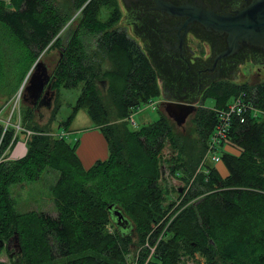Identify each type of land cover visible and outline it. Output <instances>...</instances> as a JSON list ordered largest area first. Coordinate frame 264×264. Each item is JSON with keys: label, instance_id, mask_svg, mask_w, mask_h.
I'll list each match as a JSON object with an SVG mask.
<instances>
[{"label": "trees", "instance_id": "1", "mask_svg": "<svg viewBox=\"0 0 264 264\" xmlns=\"http://www.w3.org/2000/svg\"><path fill=\"white\" fill-rule=\"evenodd\" d=\"M104 4L105 0H91L77 33L67 43L58 44L52 39L61 29L60 20L49 12L44 0H11L10 7L0 2V30L19 43L27 59H35L51 42L49 47L60 46L50 88L77 89L67 124L76 110H84L107 146L106 159L84 170L75 154L77 140L72 146L66 143L57 133L62 128L56 130L58 137L49 139L41 129L32 128L24 115L22 128L33 132L25 143V155L14 162H0V251L15 237L19 252L14 250V254L19 255L8 264H123L131 247L142 245L150 226L167 220L164 193L157 184L155 157L160 148L167 144L177 155L164 161L163 172L169 175L170 171L186 182L216 124L214 110L223 109L242 93L245 102L260 114H245L243 123L230 120L220 149L226 175L221 177L213 166L206 165L205 174L194 176L183 197L190 206L169 222L147 264H179V252L193 249L206 264H264V82L209 86L202 101L211 98L214 107L202 104L195 111L192 141L176 135L161 116L130 129L126 118L140 105L158 98V90L147 60L123 31L97 29L99 38L90 42L94 48L82 37L95 33L93 11ZM104 58L109 68L102 70ZM20 80L12 79L10 87ZM97 80H105L108 90L100 94ZM115 117L122 120L115 123ZM10 129L0 138V155L11 146ZM225 146L238 154L224 152ZM41 167L57 173L50 191L55 215L33 211L16 215L7 186L16 181H36ZM164 182L167 186L166 178ZM109 206L121 211L130 223L129 231L119 233L108 213ZM108 226L115 232L109 233ZM156 234L158 231L146 239L150 246Z\"/></svg>", "mask_w": 264, "mask_h": 264}, {"label": "rangeland", "instance_id": "2", "mask_svg": "<svg viewBox=\"0 0 264 264\" xmlns=\"http://www.w3.org/2000/svg\"><path fill=\"white\" fill-rule=\"evenodd\" d=\"M44 1L50 9L49 12H51L53 16L57 17L60 20L61 29L57 33L55 39L52 40L53 42L57 39L58 44H60L61 41H65V39L75 28L76 19L81 15V13H79L80 7L88 0ZM110 13H112V9L109 3L104 4L102 7L94 9L92 17L95 20L94 25L97 28L94 29L95 33H92L91 37L86 38L89 41H87L89 44L88 46H90L91 48H94V45H91L90 42H95L99 38V34H97V32L100 31H97V29L111 30L113 28V24L109 25V23L112 21V19L109 18ZM158 29L160 31L165 30L161 26H159ZM127 35L128 39L132 38L133 40V36L131 35V33H128ZM165 35L166 33L162 34L163 37ZM143 42L144 41L141 42L142 44L138 43V48L141 53L145 52L144 54H146L148 60L150 59L149 62H147L151 67L155 77V83L158 90V98L153 99V101H157V108H146L148 104H145L144 106L140 105L137 111L133 113V120L135 122V125L138 126L140 124H150L158 119L159 116H161L168 121V124L176 135H182V137L184 136L185 138L187 137V141L188 139H194L195 134L192 131H194L195 128L193 124L195 112L193 114H190L185 119L182 128H179L176 127L174 123L166 117L164 111L158 107V103L167 101L165 99L161 84L162 77L164 76L159 74L158 70H156V68L153 66L152 60H156V57H153L151 56V54H149L150 51L148 50L147 45H144ZM202 42L203 41L198 40V42H191L192 45L189 43L192 48L196 47L198 51V55L196 56L197 63L194 64L197 65V68H200L205 63L206 59L207 61H209L211 58H213V53L218 51V49L222 47V45H217L215 43L214 47L216 46V48L213 47L214 52H212L211 46H208L206 43ZM49 45L46 46L45 50L43 49L44 51L42 50L43 52L41 51V54L38 53L35 59L30 60L25 57V53L20 47L19 43L12 36L6 35L0 30V129L2 130L0 138H3L8 128H11L9 131L11 146H9L5 151L1 153L0 162H14L21 159L25 155V143L27 142V138L29 139V137L33 135V132L22 128L21 123L24 115H27L29 117V125L32 128L41 129L43 131V135L48 137L49 139L58 137V135L56 134V130L62 128V131H59L57 133L62 134L66 143L71 146L75 144V141L80 137V134L82 133L81 131L85 128H88V126H91V123L85 115L84 110L81 109L76 110L73 119L67 124V118L70 115L71 110L73 109H70V107L74 106L78 94L77 89L53 90L50 88V90L53 92L50 107L45 108L42 106L37 112L28 104V102L22 101V88L29 78V74L31 73V66L33 65L35 60L44 62L47 67L48 75L52 77L53 80L54 68L61 54V49L59 45H56L55 47H49ZM262 56L264 57V55ZM242 59L238 61V65L232 66L231 70L229 68V70L232 71L230 74H227L223 78H219L214 83H211L209 85L214 86L220 83H232L237 85L245 84L252 86L257 83L264 82V67L262 68V66H260L259 64L263 61L256 62L257 60H255L260 59V55H256V57L253 58L252 61L246 59L245 62H243L244 60L242 61ZM108 68L109 63L107 61V58H104L103 63L101 64V69L105 70ZM15 77L21 78V80L18 84L10 87V82ZM96 84L101 90L100 94L108 90V83L105 80H97ZM56 91H58L57 95ZM203 94V92H200L199 96ZM106 100H108L107 97ZM196 101L192 103H194V107L197 110L202 104H198L196 103ZM203 106L212 109L214 107V102L211 98H207L203 101ZM112 110L114 112H112ZM111 114H116L115 108L111 109ZM121 120L122 119H118L117 117H115V121L113 122L118 123ZM109 123L112 122L110 121ZM128 126L130 127V129L134 128L133 126ZM52 145H54V143ZM161 151L162 147L155 157L159 170V178L157 179V184H159L161 191L165 195H163L162 204L166 210L164 218H166L167 220L164 222L161 220L160 225H158L156 222V224H152L150 226L151 229L149 233H147L144 237L142 245L138 244L136 247H131L130 252L125 255L123 264H147L151 255L153 254V251L155 252V247L162 237V233L167 230V225L169 224V222H171L172 219L176 217L183 209L190 206L191 202H183V197L187 194V191L189 189V186L187 184L189 179L186 182L179 181L176 176H174V174L170 173L169 171V175L167 177H172L175 183H170L167 186L164 184V178L166 177L163 174L164 164L162 163H164L165 160L173 159L174 156V159L177 158L176 152L174 154L171 153L169 158L162 160ZM213 167L217 170L221 177L225 176L226 170L221 162L214 164ZM196 170L197 169L195 168L193 175L190 177L191 183L194 176L196 174H199V172H196ZM56 178V172H53L48 167H41L40 174L36 181H16L8 185V198L11 202L13 212L16 215H21L33 211L36 213H43L54 216L55 211L53 208L50 191L54 182L56 181ZM172 185L174 186V188L172 187ZM157 225L159 227L161 226L160 230L156 229ZM107 231L109 233L115 232L113 226H108ZM156 231H158V235L156 234L157 237L155 238L154 245L150 246L146 239L148 237H151ZM133 242L135 244L136 239H134ZM5 244L6 243L3 244L2 250L0 251V262L8 264V261L11 260L12 257L19 254H14L15 249L13 248V246L15 245V241L10 240L9 249L7 250L5 249ZM183 249L184 247H182V250ZM193 250L194 251L192 252H189L187 250H184L181 253L179 252V264H206L204 258L198 252H196L195 249ZM12 251L13 253L10 255L9 253ZM215 260L218 262L217 259Z\"/></svg>", "mask_w": 264, "mask_h": 264}, {"label": "flooded vegetation", "instance_id": "3", "mask_svg": "<svg viewBox=\"0 0 264 264\" xmlns=\"http://www.w3.org/2000/svg\"><path fill=\"white\" fill-rule=\"evenodd\" d=\"M90 1H86L80 7L81 15L76 19V26L64 43L77 33L83 21V11ZM105 2L109 3L112 9V17L109 18L113 19V29L123 31L127 37V34L131 33L133 40L130 39L137 46L144 41V45H147L150 51L149 54L156 57V60H152L153 66L164 76L161 84L165 99L168 101L191 103L197 100L196 103L203 104V95L199 96L200 92L204 93L209 84L230 74L231 67L238 65L240 59L243 58V62L246 59L252 61L256 55H260V59H255L256 62H264L263 52L246 46L231 56L223 57L226 45L222 35L212 30L207 31L196 22L185 23V17L173 14L176 13V9L187 5L201 6L204 10H211L217 14H230L240 9L246 0H105ZM159 26L165 30L160 31ZM163 33H166L164 37ZM89 34L82 37H91ZM54 39L55 37L52 40ZM198 40L211 46L212 52L216 48L215 43L222 45L213 53V58L209 61L206 59L200 68L194 65L197 63L198 51L196 47L190 46L191 42ZM144 56L149 62L146 54ZM263 62L259 63L262 68Z\"/></svg>", "mask_w": 264, "mask_h": 264}, {"label": "water", "instance_id": "4", "mask_svg": "<svg viewBox=\"0 0 264 264\" xmlns=\"http://www.w3.org/2000/svg\"><path fill=\"white\" fill-rule=\"evenodd\" d=\"M175 12L173 13L175 16L186 18L185 23L196 22L205 30H212L222 35L226 45V50L222 53L223 57L237 53L244 46L264 52V0H246L240 9L230 14H217L211 10H204L201 6L188 5L176 9ZM51 82L52 77L48 75L44 62L35 60L31 66L29 78L22 88V101L34 106L35 111L42 106L49 108L53 97V92L50 90ZM158 107L179 128H182L185 119L196 111L192 102L181 103L167 100L160 102ZM107 210L119 233L122 230H130V223L120 210L113 206H109ZM10 240L15 241L13 248L19 252L15 237L7 240L6 249H9Z\"/></svg>", "mask_w": 264, "mask_h": 264}, {"label": "built area", "instance_id": "5", "mask_svg": "<svg viewBox=\"0 0 264 264\" xmlns=\"http://www.w3.org/2000/svg\"><path fill=\"white\" fill-rule=\"evenodd\" d=\"M0 2L6 7H10L11 0H0ZM147 104L148 105L146 106V108H149V107L157 108L156 100L155 101L151 100ZM214 112L216 115V124L214 125L213 131L206 143V148L201 158V161L196 167L197 169L196 172H199V173L205 174L206 165L213 166L214 164L221 162L220 160L221 150L220 149L222 148L223 146L222 144L224 140L226 139L230 120L232 118H236L238 119L239 123H243L245 120V114L248 113L252 117H256L260 114L259 111L251 108V106L245 102L244 96L242 93H239L238 95L234 96L231 99V101L225 105L223 109L214 110ZM126 120L128 122V125L136 127L135 122L133 120V114H130L126 118ZM170 155H171V152L168 148V145L165 144L164 146H162L161 159L165 160L169 158ZM163 169H164V166H163ZM163 174L167 179V182H166L167 185H169L170 183L171 184L175 183L172 177H169V178L167 177L168 176L167 171H164ZM187 184L188 186L191 184V179H189ZM172 187L174 188L173 185ZM186 264H190V263H186Z\"/></svg>", "mask_w": 264, "mask_h": 264}, {"label": "crops", "instance_id": "6", "mask_svg": "<svg viewBox=\"0 0 264 264\" xmlns=\"http://www.w3.org/2000/svg\"><path fill=\"white\" fill-rule=\"evenodd\" d=\"M75 147L76 157L83 169H88L96 161H103L107 157V146L102 134L92 126L81 131ZM223 151L231 155H237V151L229 146L223 147ZM226 175V174H225Z\"/></svg>", "mask_w": 264, "mask_h": 264}, {"label": "bare ground", "instance_id": "7", "mask_svg": "<svg viewBox=\"0 0 264 264\" xmlns=\"http://www.w3.org/2000/svg\"><path fill=\"white\" fill-rule=\"evenodd\" d=\"M45 53V52H44ZM19 152V151H18ZM113 217V216H112ZM114 221H115V218L113 217Z\"/></svg>", "mask_w": 264, "mask_h": 264}]
</instances>
